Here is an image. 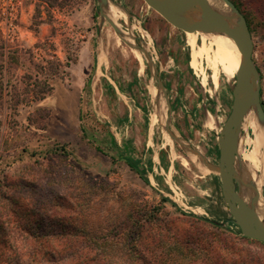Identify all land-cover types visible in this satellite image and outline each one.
Segmentation results:
<instances>
[{"label":"rangeland","instance_id":"rangeland-1","mask_svg":"<svg viewBox=\"0 0 264 264\" xmlns=\"http://www.w3.org/2000/svg\"><path fill=\"white\" fill-rule=\"evenodd\" d=\"M231 1L247 21L264 112V0ZM108 2L121 13L114 21L100 0H0V184L34 221L25 214L27 187L14 193L12 185L33 172L50 177L36 196L62 194L80 212L85 243L110 250L116 264H230L243 255L239 228L211 166L232 101L236 46L195 34L194 68L185 32L144 0ZM239 133L241 150L254 156H238L246 180L264 169V137L255 146L251 125ZM29 226L63 230L45 219ZM128 243L137 252L130 261L117 253Z\"/></svg>","mask_w":264,"mask_h":264},{"label":"trees","instance_id":"trees-1","mask_svg":"<svg viewBox=\"0 0 264 264\" xmlns=\"http://www.w3.org/2000/svg\"><path fill=\"white\" fill-rule=\"evenodd\" d=\"M125 161L142 175V170L137 167L136 162L128 158ZM42 179V175L33 172L30 179L26 180L19 176L12 185L14 193L16 191L20 193V188L27 187V191L22 192L32 208L26 210L25 214L32 216L34 221L24 220L21 216L23 203L18 201L20 196L14 195L13 192L12 194L6 193L3 190L6 182L0 184V264H116L111 261L110 250L98 246L94 248L85 243L87 233L81 228L83 220L78 215L80 212L70 202L62 203L64 200L61 197L62 194L49 189L46 194L36 196L37 190L49 184L50 177L46 181ZM144 180L147 179L144 178ZM162 200L169 201L165 197H162ZM171 204L175 206L173 202ZM66 207L69 212L56 214L57 209ZM40 210L44 214L39 215ZM42 219L52 225L56 223L61 225L63 230L35 232L30 229V223L34 225L35 221ZM66 225H73V227L66 229ZM156 228L157 226L154 225L155 235L160 234L161 232ZM238 232L235 243L243 255L236 256L230 264L237 262L239 264H264V251L256 246L257 243L262 245L264 243L241 235L240 230ZM131 241L133 240L130 239ZM82 243L84 245L81 247ZM135 252L136 249L129 243L117 250L118 255L127 258L128 261L135 257ZM131 263V261L128 262V264ZM143 264L146 263L143 262Z\"/></svg>","mask_w":264,"mask_h":264},{"label":"water","instance_id":"water-1","mask_svg":"<svg viewBox=\"0 0 264 264\" xmlns=\"http://www.w3.org/2000/svg\"><path fill=\"white\" fill-rule=\"evenodd\" d=\"M144 1L177 29L183 32L199 30L224 33L233 40L238 49L240 64L231 89L230 110L217 135L218 161L211 168L218 176L222 199L241 235L264 243V223L238 195L234 176V161L237 157L234 148L235 136L239 134V125L246 109L252 108L257 120L264 125V112L259 100L260 75L252 59V38L247 21L231 0H221L228 7V14L218 13L205 0H197L199 8L191 0ZM100 2L106 3L107 0ZM180 8L191 9L195 16L171 11Z\"/></svg>","mask_w":264,"mask_h":264},{"label":"bare ground","instance_id":"bare-ground-1","mask_svg":"<svg viewBox=\"0 0 264 264\" xmlns=\"http://www.w3.org/2000/svg\"><path fill=\"white\" fill-rule=\"evenodd\" d=\"M205 1H206L208 6H210L212 9H214L215 11H217L220 14H228L230 12L228 7L221 0H205ZM191 2L193 4H195V6L197 8H199V6L197 4V0H191ZM105 4H106L105 12H106V15L110 19L113 20L115 18L120 17L121 13L120 14L119 13H114L112 11L111 7H110L109 2L105 3ZM171 11L174 12V13H178V14L195 16V13L191 9H188V8L172 9ZM184 32H185V41L192 48V52H191V56H190V59H189V63L194 68L197 67V62H198L197 61V57L201 53V49L199 47H198V49H194L195 34H197V33L200 34L201 37H202V41H204V43H205V41H207L209 44L210 43H214V42L218 43L219 45L221 43L225 44L224 42L226 40H228V38L230 39V37L227 36L224 33H217V32H213V31H211V32H203V31L196 30L194 32H190V31H184ZM231 48H234V46L231 47ZM235 58H236L235 59V65H236V69L238 70L239 64H240V58H239V52H238L237 47L235 49ZM225 75H227V74L225 73ZM150 94H151V96L156 98L155 95L157 94V91H156V94H155V88L154 89H150ZM156 106H158V105H156ZM154 111H153V113H154ZM152 116H153L152 117V123H153L156 120V117H155V114H153ZM211 121H213V120H211ZM250 125H251L252 133L254 135L253 144L255 146H257L258 144L261 143V140L264 137V125L259 120L254 118V115L251 112V108L246 109V111L244 112V115L242 117V121H241L239 127H240V129L241 128H245V127L248 128ZM239 134H236L235 143H234V148H235V151H236V154H237V157H236V159L234 161V176H235V180L237 182V193L241 197V199L248 205V207L251 210H253L259 216V218L262 220V222L264 223V196L260 192V187L262 185L264 186V169H262L258 175H254L253 174L252 178H249V179H246V180H242L238 176V173H237V169L238 168H236V164H237V161H238V156H240V158L242 160H252V158L254 159V156H252V153L251 154H249V153L247 154L246 152H244V150L243 151L241 150L242 149V144H244V142H246V141L242 140ZM246 139H247V137L245 135V140ZM245 150H246V148H245ZM260 150H261V148H260ZM253 152H256V151H253ZM254 155H255V153H254ZM258 156H260V155H258ZM263 156H264V154H263ZM254 161L255 160H253V162ZM247 168H248V166H247ZM247 172H248V170H247ZM249 174H250V172H249ZM246 176H248V175H246Z\"/></svg>","mask_w":264,"mask_h":264},{"label":"built area","instance_id":"built-area-1","mask_svg":"<svg viewBox=\"0 0 264 264\" xmlns=\"http://www.w3.org/2000/svg\"><path fill=\"white\" fill-rule=\"evenodd\" d=\"M6 24H7V26H10L11 25L9 21Z\"/></svg>","mask_w":264,"mask_h":264}]
</instances>
